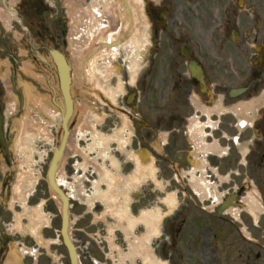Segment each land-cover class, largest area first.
Segmentation results:
<instances>
[{
    "label": "rangeland",
    "instance_id": "rangeland-1",
    "mask_svg": "<svg viewBox=\"0 0 264 264\" xmlns=\"http://www.w3.org/2000/svg\"><path fill=\"white\" fill-rule=\"evenodd\" d=\"M85 1L55 0L54 5L40 1L38 9L44 12L30 14L43 19L42 32L43 28L48 34L56 32V41L52 40L54 36L48 35L38 39L33 31L18 22L13 23L12 31L6 30L0 19V35L10 42L5 50L0 42V79L7 89V93L0 89V110L9 133L10 151L7 165L0 162V184L6 172L9 183L20 190L17 196V192L12 194L13 187L11 192L6 188L1 195L0 230H10L12 235L0 246V264H7L12 253L21 264H69L59 234L58 204L45 178L52 148L61 134L56 126L60 115L50 104L48 85H55L56 75L52 68L41 64L37 53L42 54L39 47L43 50L54 45L60 46L72 69L71 134L56 178L69 198V231L81 264H144L138 260L141 258L138 248H133L139 239L157 254L172 253V256L167 255L170 264H203V244L210 243L209 230L215 226L209 227L204 216L215 223L220 221L219 227L224 224L219 231L226 227V234L217 240L215 249L221 254L217 257L224 258L223 264H243L246 254L251 264H262L261 257L255 256L264 252V209L255 216H250L246 210L239 213V219L248 226L236 222V226L228 223L230 227H227L225 220L206 212V207L202 209L191 192L190 186L198 189L193 181L200 177L195 171L200 168L197 162L193 169L181 165L174 154L183 150L190 155L197 145H187L182 137L179 141L169 139L167 143L172 127L180 134L183 129L171 115L187 111L188 104L182 93L175 92L172 96L167 89L168 77H188V59L181 55L183 45L204 65L211 81L222 82L224 94L238 86L247 77L250 53L264 47V0H128L133 16L130 41L115 50L99 49L81 66L79 56L93 45L92 42L111 37L103 34L108 25L105 13L115 14L120 17L122 26L128 25L127 17L115 0ZM95 3L99 6L94 7ZM143 5L147 17L142 15ZM17 9L23 11L21 19L25 23L23 13L27 8L22 5ZM92 9H97L102 16L97 17ZM62 28L67 35L63 43L57 36ZM140 33L145 42L140 49V62L133 67L129 65L135 56L131 44ZM254 37H257L256 46ZM7 50L15 62L7 59ZM92 75L97 77L95 81L89 80ZM37 77L46 78V85L40 83L43 88L32 79ZM23 80L36 84L34 95L39 96L36 90L39 89V100L22 92L18 84ZM11 95L15 96L14 101L9 99ZM229 121L235 122L226 117L222 131L233 135L236 141L237 129L227 130ZM239 122L236 124L240 125ZM118 134L121 135L118 137ZM242 134L237 140L239 151L251 146L245 142L251 136L250 131L245 128ZM214 137L215 142L226 147L225 152L230 149L231 156L216 158L222 166L215 178L220 182L230 179L217 189L219 196L240 187L244 201L255 194L256 188L261 201V193L264 196V157H260L264 154L263 142L254 141L252 145L257 156L243 154L239 160L240 155H237V162L233 159V141L221 138L220 130ZM140 149L145 150L144 155ZM236 163L239 171L227 173ZM212 182L218 184L219 181L212 179ZM169 196L173 197L174 205L168 203ZM163 212L168 217L161 223ZM152 213L154 218L162 213L156 235H149L148 227L140 224L142 217ZM170 219H173V230L168 228ZM14 230L19 232L14 233ZM207 255V260L212 262V254Z\"/></svg>",
    "mask_w": 264,
    "mask_h": 264
},
{
    "label": "water",
    "instance_id": "water-1",
    "mask_svg": "<svg viewBox=\"0 0 264 264\" xmlns=\"http://www.w3.org/2000/svg\"><path fill=\"white\" fill-rule=\"evenodd\" d=\"M0 3L4 4V0H0ZM60 71H62L60 73V76L62 77L61 81H62V84L64 85L66 80H67L66 77H65L66 74H65V72L63 71L62 68L60 69ZM65 96H66V100H68L67 95H65ZM67 106L69 108V101H68V105ZM63 120H65L64 117H63ZM65 133H67V132L65 131ZM64 139H65V134L63 136V139L61 140L60 147L56 148L55 151H54L53 159L51 161V164H50L49 170H48V182H49L51 188L55 191V193H57L59 198H61V200H62L61 213H62V220L63 221H62L61 233L63 235L64 243L66 244V246L68 248L72 264H77L76 263V256H75V253H74V249H73V247H72V245L70 243L69 237H68V231H67V228H68L67 227L68 226L67 225V210H66L67 202H66V198L62 194V192L56 187V185L54 183V180H53V174H54V171H55V168H56L57 160L59 159V157L61 155L62 147H63V144H64Z\"/></svg>",
    "mask_w": 264,
    "mask_h": 264
},
{
    "label": "bare ground",
    "instance_id": "bare-ground-1",
    "mask_svg": "<svg viewBox=\"0 0 264 264\" xmlns=\"http://www.w3.org/2000/svg\"><path fill=\"white\" fill-rule=\"evenodd\" d=\"M14 1L13 0H11V3H13ZM0 12H4V13H2V14H0V19H2V21H4V23L6 22V21H8V22H10L11 21V11H8L7 9L6 10H3L2 8H0ZM3 23V24H4ZM137 60L135 59L133 62L132 61H129V63L131 64V65H133V67H136L137 66ZM97 77H95V76H93L92 75V77H89V80L90 81H95V79H96ZM248 107V105L247 104H241L240 106H239V108L237 109L239 112H241V111H244L246 108ZM136 172H138V170L136 171ZM17 189L18 188H15L14 189V193L17 191ZM169 199H171V196H169ZM248 210L250 211V212H254L258 207H259V204L257 203V199L254 197V195H249V197H248ZM231 213L233 214V215H235V213H236V211L235 210H231ZM147 217H149L148 215H147ZM153 218L152 217H149L148 219H147V223H149V225H151V227L152 226H154V223H152V220ZM143 244V242H140V243H137L136 245H134V248L135 249H137V248H139L141 245ZM141 256H142V258H143V261L144 262H149V263H152V264H157V263H155V262H153V261H151L150 259H148L147 257H146V253H147V250L146 249H144V248H141ZM13 261H14V259H11L10 260V264H12L13 263Z\"/></svg>",
    "mask_w": 264,
    "mask_h": 264
},
{
    "label": "flooded vegetation",
    "instance_id": "flooded-vegetation-1",
    "mask_svg": "<svg viewBox=\"0 0 264 264\" xmlns=\"http://www.w3.org/2000/svg\"><path fill=\"white\" fill-rule=\"evenodd\" d=\"M263 54H264V50H261L260 51V59H261V61H262V59H263ZM254 54H252V57H251V59H253V61H254ZM255 77H257V73H255ZM257 86V83H254V84H252V87H256ZM249 88H250V85H249ZM4 156H6V154H4Z\"/></svg>",
    "mask_w": 264,
    "mask_h": 264
}]
</instances>
